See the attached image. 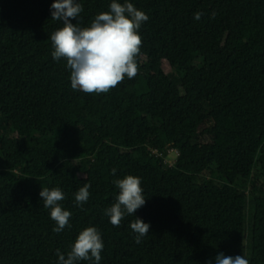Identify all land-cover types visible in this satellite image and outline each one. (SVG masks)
<instances>
[{"label":"trees","instance_id":"obj_1","mask_svg":"<svg viewBox=\"0 0 264 264\" xmlns=\"http://www.w3.org/2000/svg\"><path fill=\"white\" fill-rule=\"evenodd\" d=\"M76 2L70 22L87 27L112 0ZM128 2L149 17L138 74L87 94L51 56L53 0H0V264H58L56 250L66 257L88 226L100 264H215L221 252L264 264V0ZM151 147L174 148L176 162ZM129 174L145 204L114 227L105 209ZM44 187H59L72 213L60 233ZM135 218L150 224L140 243Z\"/></svg>","mask_w":264,"mask_h":264},{"label":"clouds","instance_id":"obj_2","mask_svg":"<svg viewBox=\"0 0 264 264\" xmlns=\"http://www.w3.org/2000/svg\"><path fill=\"white\" fill-rule=\"evenodd\" d=\"M109 9L98 13L90 26L80 27L70 21L76 20L83 10L82 5L76 0H53L51 19L61 21L62 27L51 33V56L53 60H66L73 90L87 94L107 93L121 84L125 77L133 79L138 74L137 57L142 45L138 30L149 17L128 0L123 4L112 0ZM201 15L195 13L194 19L199 20ZM111 171L114 175L116 169ZM113 183L119 193L115 202L105 209V214L114 227H119L125 215H132L145 204V196L137 176L129 174ZM89 188L90 184L85 183L75 192L76 205L82 206L87 202ZM39 196L43 206L50 209V218L56 225L54 232L60 233L71 226L69 218L72 213L61 207L59 202L65 199V195L59 187L41 188ZM130 228L136 233L135 242L140 243L141 237L149 233L150 224L135 218ZM103 247L98 229L85 227L70 245L66 257L59 249L56 250L58 264H77L81 260L100 264ZM215 264H249V260L242 255L225 256L221 252L216 255Z\"/></svg>","mask_w":264,"mask_h":264},{"label":"rangeland","instance_id":"obj_3","mask_svg":"<svg viewBox=\"0 0 264 264\" xmlns=\"http://www.w3.org/2000/svg\"><path fill=\"white\" fill-rule=\"evenodd\" d=\"M165 70L168 71V70H169V67H166ZM203 97H204L206 100H209V101L215 99V95L212 94V93H209V92H203ZM169 156H170V157H169ZM176 159H177V156H176V154H175V150L172 151V152H170V153L167 152L166 160H167V163H168V164L174 163Z\"/></svg>","mask_w":264,"mask_h":264},{"label":"built area","instance_id":"obj_4","mask_svg":"<svg viewBox=\"0 0 264 264\" xmlns=\"http://www.w3.org/2000/svg\"><path fill=\"white\" fill-rule=\"evenodd\" d=\"M175 149L174 148H168L166 151H165V154H163L162 151L158 150L157 148L155 147H151L149 148V151L151 154H153L154 156H160V157H163L164 158V162L167 163V160H166V155H167V152L170 153L172 151H174ZM175 154L177 156V150H175ZM176 162V160H175ZM168 164V163H167ZM172 164V163H171Z\"/></svg>","mask_w":264,"mask_h":264},{"label":"bare ground","instance_id":"obj_5","mask_svg":"<svg viewBox=\"0 0 264 264\" xmlns=\"http://www.w3.org/2000/svg\"><path fill=\"white\" fill-rule=\"evenodd\" d=\"M170 157V156H169Z\"/></svg>","mask_w":264,"mask_h":264}]
</instances>
